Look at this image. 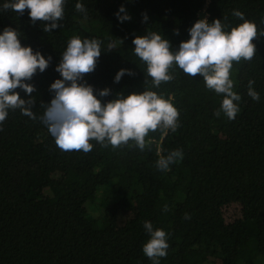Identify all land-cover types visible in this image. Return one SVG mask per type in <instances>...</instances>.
<instances>
[{
	"label": "trees",
	"instance_id": "obj_1",
	"mask_svg": "<svg viewBox=\"0 0 264 264\" xmlns=\"http://www.w3.org/2000/svg\"><path fill=\"white\" fill-rule=\"evenodd\" d=\"M6 2L0 34L12 28L22 47L51 59L24 81L35 88V119L9 109L0 122V264H152L143 253L145 221L167 233L159 264H264V36L252 41L250 61L233 62L230 79L241 97L233 120L215 115L224 96L200 75L173 65V79L154 87L132 43L154 32L177 50L196 21L220 19L228 32L243 22L236 11L264 30V0H65L60 27L49 32L29 9L4 10ZM121 7L130 20L118 21ZM76 36L100 42L96 67L80 83L102 105L154 91L179 111L178 128L149 132L144 150L134 141L113 148L92 140L88 153L62 151L43 115L54 96L50 85L62 79L55 69ZM120 69L133 74L116 83ZM249 81L258 101L248 95ZM103 89L109 95L101 97ZM174 150L183 159L159 169L157 161Z\"/></svg>",
	"mask_w": 264,
	"mask_h": 264
},
{
	"label": "clouds",
	"instance_id": "obj_2",
	"mask_svg": "<svg viewBox=\"0 0 264 264\" xmlns=\"http://www.w3.org/2000/svg\"><path fill=\"white\" fill-rule=\"evenodd\" d=\"M64 3L65 0H12L4 3L3 9H11L21 15L29 9L31 21L46 22L43 30L49 32L60 27L59 22L64 18ZM75 8L85 11L81 3H77ZM115 15L120 22L131 19L123 7ZM234 15L243 22L228 32L223 30L220 19L211 23L207 19L196 21L189 29L190 39L182 41L177 50H172L170 43L154 32L135 37L132 41L134 53L145 62L147 76L153 86L159 87L162 82L172 80L169 69L176 65L188 76L200 75L208 89L223 94L220 110L215 113L217 117L222 111L229 120L235 119L240 109L234 101H240L241 97L233 91L230 71L233 62L238 63L242 59L250 61L256 55V46L252 41L264 36V30L258 31L256 24L246 20L243 13L236 11ZM147 19L144 14L143 20ZM19 35L12 28H5L0 34V122L6 119L9 109H20L23 115L35 119L30 107L34 102L31 94L35 88L24 81L30 80L37 69L45 71L51 59H45L39 52L33 53L31 47H22ZM100 54L98 40L72 37L55 69L62 79L50 85L54 96L44 111L43 122L62 151L88 153L93 147L92 140L103 146L110 144L113 148L134 141L135 146L144 150L145 137L149 132L158 129L175 131L178 128L179 111L170 100L154 91L145 90L127 96L119 94L102 105L93 94V88L80 83L84 74L94 71ZM125 74L133 73L120 69L114 82L118 83ZM253 84L254 81H249L248 95L258 101L260 97L253 90ZM17 88L29 96L27 101L14 91ZM99 95L107 96L109 90L103 89ZM182 159V151L174 150L167 157H161L157 167L166 171L170 164ZM185 218L190 217L186 214ZM143 227L150 237L143 245V253L152 264H159V258L167 255V233L159 228L154 230L147 221Z\"/></svg>",
	"mask_w": 264,
	"mask_h": 264
},
{
	"label": "rangeland",
	"instance_id": "obj_3",
	"mask_svg": "<svg viewBox=\"0 0 264 264\" xmlns=\"http://www.w3.org/2000/svg\"><path fill=\"white\" fill-rule=\"evenodd\" d=\"M201 16H202V17H205V15H204V14H202Z\"/></svg>",
	"mask_w": 264,
	"mask_h": 264
}]
</instances>
